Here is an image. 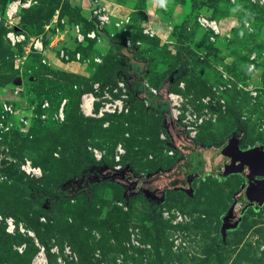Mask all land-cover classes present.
<instances>
[{
	"label": "rangeland",
	"instance_id": "obj_1",
	"mask_svg": "<svg viewBox=\"0 0 264 264\" xmlns=\"http://www.w3.org/2000/svg\"><path fill=\"white\" fill-rule=\"evenodd\" d=\"M10 1L0 0V16ZM66 1H60L61 18L70 29H93L92 12L99 9L109 18L106 41L118 46L96 48L71 34L70 48H63L69 60H60L79 62V74L62 72L60 65L52 71L27 41L12 48L6 33L21 20L50 18L54 5L37 0L13 26L0 21V264H264V204L236 203L245 181L223 166L228 140L239 132L241 150H264V4L85 0L83 15L80 6L67 10ZM203 19L218 30L202 25ZM24 30L29 38L40 33L39 26ZM127 59L136 67L145 63L139 92L127 80ZM118 81L129 96L126 112L82 113L83 95L111 94ZM165 81L169 105L148 93L155 89L158 95ZM100 105L94 104L93 114ZM163 115L174 121L183 154L198 150L186 173L173 168L181 156L170 147ZM119 145L124 152L116 161ZM26 162L40 169L34 178L39 188L81 194L42 201L20 170ZM94 166L106 176L125 172L135 188L114 178L116 183L92 179ZM143 180L166 189L162 200L147 196L139 187ZM176 213L182 219L173 223Z\"/></svg>",
	"mask_w": 264,
	"mask_h": 264
},
{
	"label": "built area",
	"instance_id": "obj_2",
	"mask_svg": "<svg viewBox=\"0 0 264 264\" xmlns=\"http://www.w3.org/2000/svg\"><path fill=\"white\" fill-rule=\"evenodd\" d=\"M253 3H259V4H264V0H250ZM37 0H12L10 1L6 7H4L3 12H2V18L5 21L10 22L12 19H14L19 12L29 9L32 5L36 4ZM92 17L95 19L94 23V28L88 31H82V27L79 25L75 26V39L79 43H85L86 41H94V40H101V37H104V26L108 24L109 18L105 14H101V11L99 9H96L92 12ZM201 24L211 28L214 31H217V27L214 26L213 23L203 19L201 21ZM6 39L8 44L12 48H17L19 46H24L26 41L27 44H29V47L31 48V51L33 53L39 54V52L42 51L43 49V43L40 37H32L29 38L27 37L23 31L16 27H12L10 31L6 33ZM80 55L79 53H76V59H79ZM65 59L69 60V56L65 53L63 49L59 50V59ZM98 61V59H96ZM99 88L96 85L95 86V92H98ZM150 92L154 95L157 96V91L155 89H150ZM103 95L100 97L95 96L94 94H85L81 98V104H80V109L82 113L85 116H98L101 117L105 114H121L123 112H126L128 110V93L127 89L125 86V83L123 81H118L116 84V87H114L111 91V94L108 92H103ZM167 99V97H166ZM169 99L171 101H176V97L173 95L169 96ZM168 100V99H167ZM101 102V105L99 106L98 113L93 114V106L95 103ZM66 103V100H63L60 104V108L58 110L57 117L62 119L63 118V108ZM48 107L47 102H44L41 105L42 109H46ZM4 111L5 112H10V107L4 106ZM124 152V149L122 148L121 145H119L116 149V161H119L121 158L122 153ZM94 158L96 161L101 160V153L97 150H93ZM20 170L22 173H24L27 177L29 178H36L38 177L40 173V169L35 168L34 166L31 165V163L26 162L25 164H22L20 166ZM121 165H116L114 166L115 171L121 170ZM165 216H168L165 214ZM182 215L180 213L175 214V220L173 223H177L180 221ZM10 227L14 228L13 225L10 223ZM66 253H70L69 248H65Z\"/></svg>",
	"mask_w": 264,
	"mask_h": 264
},
{
	"label": "crops",
	"instance_id": "obj_3",
	"mask_svg": "<svg viewBox=\"0 0 264 264\" xmlns=\"http://www.w3.org/2000/svg\"><path fill=\"white\" fill-rule=\"evenodd\" d=\"M44 1V0H43ZM61 1V0H60ZM46 5H54L55 7L53 8V13L50 18L46 16L38 17L36 16L34 18L33 22H27L23 24L25 21H22L21 15H17L14 19H12L10 22L5 23L6 25L9 24V26H13V24L17 23L18 20H21V24L19 26L14 25V27L20 29L23 31V33L26 35V31L24 30V25L25 27H36L39 26L40 28V33L39 36L42 40L43 43V49L41 52H39L38 56L41 57V62L45 68H50L52 71L55 70L53 69L57 65L63 66V71L66 72L67 74H72V75H77L78 68L81 67L79 62H63L56 56V51L61 50L63 48H70L69 47V37L70 35L75 34V29H70L68 24H65V20L61 18L62 14V9L63 7L61 6L59 0H46ZM54 3V4H53ZM69 4V9L71 10L72 8H75V6H80L81 7V14L85 13L88 15L87 12V7L85 5V0L83 3L80 2V0H70L68 1ZM31 11L29 10V13ZM34 13V12H32ZM84 15V14H83ZM44 18V19H43ZM42 19V20H41ZM33 18L29 19V21H32ZM33 23V24H32ZM37 23V24H34ZM63 24V26H62ZM90 42V41H89ZM92 43V42H91ZM106 45L108 50H110V45L106 41L105 37H101V40H94L93 41V46L94 47H102ZM105 47V48H106Z\"/></svg>",
	"mask_w": 264,
	"mask_h": 264
},
{
	"label": "water",
	"instance_id": "obj_4",
	"mask_svg": "<svg viewBox=\"0 0 264 264\" xmlns=\"http://www.w3.org/2000/svg\"><path fill=\"white\" fill-rule=\"evenodd\" d=\"M239 143L237 137L229 138L223 166L228 174L239 175L245 181L236 202L244 208L248 206L258 208L264 204V150L260 147L241 150ZM147 196L152 198L149 193Z\"/></svg>",
	"mask_w": 264,
	"mask_h": 264
},
{
	"label": "trees",
	"instance_id": "obj_5",
	"mask_svg": "<svg viewBox=\"0 0 264 264\" xmlns=\"http://www.w3.org/2000/svg\"><path fill=\"white\" fill-rule=\"evenodd\" d=\"M60 2V0H59ZM63 4H65L64 7H67L66 9H69V4L68 2H64ZM104 37L106 39V34H104ZM109 45H110V50L114 49L116 46H118V44L115 42V41H112V40H109ZM124 46V45H123ZM134 48L131 47L129 49V52L131 53V55L133 54L134 52ZM126 68H127V71H128V78L127 80H131L133 81V83L135 84V86L138 88L137 91L139 92V88L143 86L142 84V81L140 79V77L145 74V63H143V65L141 67H136L135 65L132 64L131 61H128V59L126 60ZM119 72H122V71H118ZM119 74H122V73H119ZM167 85H168V81H165L160 90L158 91V95L155 96L159 99H161L163 102L162 104L166 103L169 105V102L168 100L166 99V89H167ZM132 93V92H131ZM150 95L154 96L151 92H148ZM162 97V98H161ZM164 114H167V113H164ZM162 126L163 128L165 129L166 133L169 135L170 139H171V142H170V147L176 151L181 157H180V161H177L176 164L174 165L173 168H177L178 169V172L179 173H182L185 171H188L191 167V165L189 164L188 165V161H189V157L191 155H193V153L196 155V157H198V150L195 149V147H192L190 150L191 151H188L187 154H183V149L178 146L175 142V137H177V134L176 131H177V127L174 123V121L168 116L167 119H166V116L163 115L162 116ZM239 141L241 140L242 138V133L239 132V134L237 133V136H236ZM201 160L198 158V164H200ZM97 166H94L93 168H95ZM98 168V167H97ZM168 174V173H166ZM102 179V178H101ZM113 181V180H112ZM182 181V179H181ZM114 182V181H113ZM116 183V182H114ZM29 184L31 185V187L33 188V190L39 195L41 196V200L42 201H49L51 203H55L57 201H60V200H63L69 196H77L78 194H81V191L79 193H75L74 195H68L67 193V190H65L64 188H60L58 187L57 189H54L53 187H48L47 189H41L37 186V181L36 179L34 178H30L29 179ZM128 194H131L130 191L128 192Z\"/></svg>",
	"mask_w": 264,
	"mask_h": 264
},
{
	"label": "flooded vegetation",
	"instance_id": "obj_6",
	"mask_svg": "<svg viewBox=\"0 0 264 264\" xmlns=\"http://www.w3.org/2000/svg\"><path fill=\"white\" fill-rule=\"evenodd\" d=\"M94 169V168H93ZM96 171V173L98 174H94L95 172L93 171L91 177L92 179H97V180H100L101 178L102 179H107V178H111L110 180H113L112 178H114V180L117 181V183H119L120 185H124L125 188L129 189L130 191L135 188V185L136 183L132 184V183H127L126 181V178H130L133 180V182L135 181L133 179V177H129V176H126L125 175V172H121V173H116V172H112L110 173L109 176H106L105 174H99L101 173V171L99 170V168H95L94 169ZM185 173V172H184ZM189 176H190V173L187 172L186 175H184V182H187L189 180ZM191 177V176H190ZM113 180V181H114ZM145 180L142 181L141 185L139 186L140 188L144 189L145 193L147 194V192L150 193V196H152V199L153 200H159V198L162 197L163 195V191H165L166 189L164 188H157V187H150L151 186V183H144ZM183 190H185L186 188H183ZM237 203V202H236Z\"/></svg>",
	"mask_w": 264,
	"mask_h": 264
},
{
	"label": "bare ground",
	"instance_id": "obj_7",
	"mask_svg": "<svg viewBox=\"0 0 264 264\" xmlns=\"http://www.w3.org/2000/svg\"><path fill=\"white\" fill-rule=\"evenodd\" d=\"M21 232H24V231H21ZM27 234H28V236L33 237V235L31 233H27Z\"/></svg>",
	"mask_w": 264,
	"mask_h": 264
},
{
	"label": "clouds",
	"instance_id": "obj_8",
	"mask_svg": "<svg viewBox=\"0 0 264 264\" xmlns=\"http://www.w3.org/2000/svg\"><path fill=\"white\" fill-rule=\"evenodd\" d=\"M0 19L3 20V21H5V20L2 18V16H0ZM27 37H28V36H27Z\"/></svg>",
	"mask_w": 264,
	"mask_h": 264
}]
</instances>
